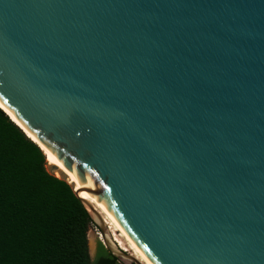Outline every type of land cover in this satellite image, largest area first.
<instances>
[{"label": "water", "instance_id": "obj_1", "mask_svg": "<svg viewBox=\"0 0 264 264\" xmlns=\"http://www.w3.org/2000/svg\"><path fill=\"white\" fill-rule=\"evenodd\" d=\"M0 103L119 263L83 192L152 264H264V0H0Z\"/></svg>", "mask_w": 264, "mask_h": 264}, {"label": "trees", "instance_id": "obj_2", "mask_svg": "<svg viewBox=\"0 0 264 264\" xmlns=\"http://www.w3.org/2000/svg\"><path fill=\"white\" fill-rule=\"evenodd\" d=\"M0 109V264H90L87 211ZM96 264H121L98 243Z\"/></svg>", "mask_w": 264, "mask_h": 264}, {"label": "bare ground", "instance_id": "obj_3", "mask_svg": "<svg viewBox=\"0 0 264 264\" xmlns=\"http://www.w3.org/2000/svg\"><path fill=\"white\" fill-rule=\"evenodd\" d=\"M0 108L3 109L15 123L20 125L19 121H17L12 113L1 103ZM26 134L28 135L29 139H32L31 141L33 143H38L39 140L31 133L27 132ZM82 195L93 204L97 211H99L109 229L113 243L117 248H119L124 253L130 254L132 257L136 258L141 264H152L149 259L140 251V249L133 243L122 227L102 207H100L86 192H83ZM99 239L102 240L101 236Z\"/></svg>", "mask_w": 264, "mask_h": 264}, {"label": "rangeland", "instance_id": "obj_4", "mask_svg": "<svg viewBox=\"0 0 264 264\" xmlns=\"http://www.w3.org/2000/svg\"><path fill=\"white\" fill-rule=\"evenodd\" d=\"M100 233L99 230L92 226L90 230L87 233V242H88V251H89V258H90V264H96L97 255H98V243L100 242Z\"/></svg>", "mask_w": 264, "mask_h": 264}]
</instances>
